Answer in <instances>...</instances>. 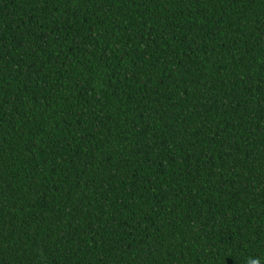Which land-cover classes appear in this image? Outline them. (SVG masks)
Returning a JSON list of instances; mask_svg holds the SVG:
<instances>
[{
	"label": "trees",
	"instance_id": "obj_1",
	"mask_svg": "<svg viewBox=\"0 0 264 264\" xmlns=\"http://www.w3.org/2000/svg\"><path fill=\"white\" fill-rule=\"evenodd\" d=\"M264 264V0H0V264Z\"/></svg>",
	"mask_w": 264,
	"mask_h": 264
},
{
	"label": "clouds",
	"instance_id": "obj_2",
	"mask_svg": "<svg viewBox=\"0 0 264 264\" xmlns=\"http://www.w3.org/2000/svg\"><path fill=\"white\" fill-rule=\"evenodd\" d=\"M248 264H259V261L256 259H252L248 262Z\"/></svg>",
	"mask_w": 264,
	"mask_h": 264
}]
</instances>
